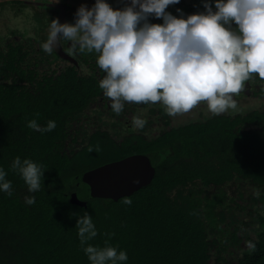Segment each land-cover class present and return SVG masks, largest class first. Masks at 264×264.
<instances>
[{
    "label": "trees",
    "instance_id": "obj_1",
    "mask_svg": "<svg viewBox=\"0 0 264 264\" xmlns=\"http://www.w3.org/2000/svg\"><path fill=\"white\" fill-rule=\"evenodd\" d=\"M41 59L0 49V169L13 189L0 191V264H91L76 228L85 213L98 232L89 243L125 251L123 264H264V110L213 116L205 106L201 118L169 116L161 134L111 135L97 120L98 78ZM33 119L56 128L35 131ZM134 154L155 168L148 186L117 201L83 186L89 170ZM16 157L43 166L40 191L12 169Z\"/></svg>",
    "mask_w": 264,
    "mask_h": 264
},
{
    "label": "clouds",
    "instance_id": "obj_2",
    "mask_svg": "<svg viewBox=\"0 0 264 264\" xmlns=\"http://www.w3.org/2000/svg\"><path fill=\"white\" fill-rule=\"evenodd\" d=\"M180 2L126 0L122 8H114L108 0H95L90 8L81 4L74 23L51 21L42 49L50 55L64 40L70 42L71 54L96 53L97 65L105 73L99 87L117 116L125 103H160L171 117L187 114L202 103L213 116L235 110L234 97L246 83L254 77L264 80V0H201L203 12L185 16L180 8L178 15L168 11ZM151 18L163 22L152 23ZM132 123L143 130L147 121L137 116ZM27 126L45 133L54 130L56 122L41 127L33 119ZM12 169L30 193L41 190L42 165L16 157ZM6 176L0 169V191L11 197L12 184ZM25 203L34 204L35 197H25ZM123 203L132 201L124 198ZM76 228L91 264L128 260L125 251L108 241L104 247L89 243L98 232L87 213L77 220ZM247 247L256 250L255 243L248 242Z\"/></svg>",
    "mask_w": 264,
    "mask_h": 264
},
{
    "label": "flooded vegetation",
    "instance_id": "obj_3",
    "mask_svg": "<svg viewBox=\"0 0 264 264\" xmlns=\"http://www.w3.org/2000/svg\"><path fill=\"white\" fill-rule=\"evenodd\" d=\"M108 2L114 8H122L123 6L115 3V1ZM95 3V0H14V5L17 13H21V17L27 13L26 10L30 9L32 14L31 18L21 19L23 21H30L28 32L26 29H20V34L13 32L12 36L0 41V49H8L9 44H14L23 50H28L31 55H37L41 60H49L51 62L45 67L52 70H60L62 67L68 65H74L78 70L83 73L95 75L100 81L105 73L97 65V54H71L68 49L70 48V42L61 40L60 44L54 47L53 52L49 55L42 49V44L47 40L49 34L50 23L53 19H58L60 23H74L75 13L81 4H86L89 8ZM28 7V8H27ZM183 10L185 16L194 14L197 12H203V6L201 0H181V2L175 6H170L168 11L173 15H178L176 9ZM1 10H4L0 7ZM28 14V13H27ZM152 23H162V20L151 18ZM28 33H31L30 35ZM36 35H33V34ZM28 36H24V35ZM64 55H67L64 57ZM70 56L69 59L68 57ZM237 108L235 110L229 109L227 113L233 115L246 114L252 111L264 110V80H260L258 77H254L248 81L245 85V90L238 96L234 97ZM248 102H245V101ZM249 102H255L253 106H250ZM111 101L102 96L99 98L97 105V120L101 123L102 127H105L107 133L111 135L114 133L119 136L136 137L161 134L167 129L168 121H170L169 115L166 114L164 106L160 103L157 104H135L125 103L123 112L117 116L110 107ZM100 106V108H99ZM206 104H200L199 107L194 108V118H201L205 116ZM211 114V113H210ZM139 116L147 121L143 130H137L133 127V117ZM181 116V115H179ZM136 155V154H134ZM143 155V154H142ZM132 156V155H131Z\"/></svg>",
    "mask_w": 264,
    "mask_h": 264
},
{
    "label": "water",
    "instance_id": "obj_4",
    "mask_svg": "<svg viewBox=\"0 0 264 264\" xmlns=\"http://www.w3.org/2000/svg\"><path fill=\"white\" fill-rule=\"evenodd\" d=\"M124 6L126 0H110ZM67 55H64L66 57ZM69 59L70 56L68 57ZM155 176V168L146 155L136 154L113 161L86 172L82 184L92 197L110 198L115 201L130 196L148 186ZM72 202L83 206L87 202L72 195Z\"/></svg>",
    "mask_w": 264,
    "mask_h": 264
},
{
    "label": "rangeland",
    "instance_id": "obj_5",
    "mask_svg": "<svg viewBox=\"0 0 264 264\" xmlns=\"http://www.w3.org/2000/svg\"><path fill=\"white\" fill-rule=\"evenodd\" d=\"M0 7L4 10L0 9V41H4L5 39L12 36L13 32L20 34V29H26L27 32L29 26L31 25V21H23L20 23L21 19H26L32 17L30 9L28 8L27 13L24 15V18L21 17V13H17L18 8L14 5V0H0ZM29 35L31 33H28ZM28 34L24 36H28ZM33 35H36L35 33ZM31 36V35H30ZM245 102H248L247 100ZM252 103V104H251ZM250 106H253L255 102H249Z\"/></svg>",
    "mask_w": 264,
    "mask_h": 264
}]
</instances>
